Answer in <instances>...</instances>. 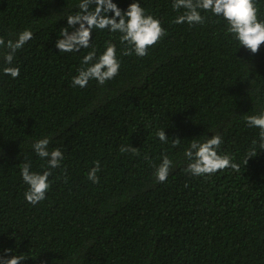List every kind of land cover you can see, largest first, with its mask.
Returning a JSON list of instances; mask_svg holds the SVG:
<instances>
[{"label": "trees", "instance_id": "16d2710c", "mask_svg": "<svg viewBox=\"0 0 264 264\" xmlns=\"http://www.w3.org/2000/svg\"><path fill=\"white\" fill-rule=\"evenodd\" d=\"M133 2L113 0L122 11ZM139 2L166 36L139 58L121 54L119 33L96 30L98 55L105 41L115 43L120 72L79 88L72 78L91 49L55 47L79 0H0V37L34 33L15 54L18 78L3 74L0 49V256L11 249L21 264H264V150L257 145V156L242 163L259 133L244 118L264 109V45L253 55L220 17L174 24L183 9L174 11L173 0ZM257 7L264 20V0ZM217 132L220 152L240 171L185 172V150ZM45 137L65 159L51 170L46 199L33 206L20 169L25 162L47 169L32 148ZM130 144L138 155L120 151ZM164 155L174 167L159 183L154 165ZM95 161L99 183L87 175Z\"/></svg>", "mask_w": 264, "mask_h": 264}, {"label": "clouds", "instance_id": "9594fccd", "mask_svg": "<svg viewBox=\"0 0 264 264\" xmlns=\"http://www.w3.org/2000/svg\"><path fill=\"white\" fill-rule=\"evenodd\" d=\"M79 11L69 14L66 18L67 26L60 28V39L55 47L60 53L80 52L82 49H91L83 56L81 67L77 75L72 78V86L86 88L90 80H95L99 85L113 80L118 76L121 61L117 55V46L111 40L105 41V50L98 55L93 44L92 34L96 30H107L110 33H119V42L123 46L122 55L143 58L149 54V48L156 46L166 36V29L161 21L148 14L141 6L139 0L129 4L126 11H122L113 0H79ZM174 11L183 9L182 14L173 20L174 24H188L189 26L203 25L210 18L202 13H211L226 21V31L237 41L239 48L243 47L253 55L257 54L261 45H264V20L258 18L259 9L257 0H173ZM112 13L113 15H109ZM78 25V27H77ZM69 29H72L69 32ZM34 33L31 29H24L15 39L5 41L0 37V49L3 50V60L7 65L3 67L4 75L15 79L20 75L19 67L12 66L15 54L26 43L32 40ZM248 69L251 67L246 64ZM248 128L259 129L258 140L253 139L252 147L246 153L242 163L247 165L250 158L256 157L257 145L264 150V109L259 113L245 116ZM162 143H168L164 130L156 132ZM172 146L179 144L180 139L171 140ZM223 136L217 132L204 142L193 141L185 150L184 156L188 160L185 172L193 176H211L218 171L231 169L239 172L240 164L235 158L226 153H221ZM50 139L45 137L35 141L32 148L41 159L47 160V169L42 173L32 171L31 163L25 162L21 166L22 180L28 185L24 198L30 205H37L46 199L51 187L49 177L51 170L61 167L65 159L64 153L59 148L49 150ZM120 151L131 152L138 155V148L130 145L122 146ZM147 158V157H146ZM154 176L159 183L167 180L173 169V161L164 155L159 166H155ZM101 171L100 162L95 161L94 167L88 172V179L92 183H99L98 172ZM11 249H5V255L0 256V264H21L23 256L7 255Z\"/></svg>", "mask_w": 264, "mask_h": 264}]
</instances>
